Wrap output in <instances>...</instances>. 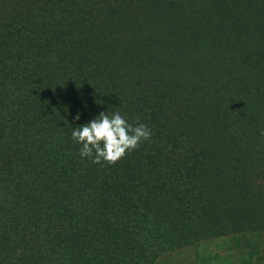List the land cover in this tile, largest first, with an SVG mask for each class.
I'll list each match as a JSON object with an SVG mask.
<instances>
[{"label":"trees","instance_id":"obj_1","mask_svg":"<svg viewBox=\"0 0 264 264\" xmlns=\"http://www.w3.org/2000/svg\"><path fill=\"white\" fill-rule=\"evenodd\" d=\"M100 112L152 135L82 159L72 132ZM246 232L264 235V0H0V264H169Z\"/></svg>","mask_w":264,"mask_h":264},{"label":"clouds","instance_id":"obj_2","mask_svg":"<svg viewBox=\"0 0 264 264\" xmlns=\"http://www.w3.org/2000/svg\"><path fill=\"white\" fill-rule=\"evenodd\" d=\"M75 120L80 119L77 114ZM139 118H137V121ZM151 129L143 123L133 126L119 113L109 115L100 112L91 121L76 127L72 132L73 141L82 145L79 155L90 158L92 163L116 164L130 151L139 148L142 141L150 139Z\"/></svg>","mask_w":264,"mask_h":264},{"label":"rangeland","instance_id":"obj_3","mask_svg":"<svg viewBox=\"0 0 264 264\" xmlns=\"http://www.w3.org/2000/svg\"><path fill=\"white\" fill-rule=\"evenodd\" d=\"M169 264H264V235L240 233L178 251Z\"/></svg>","mask_w":264,"mask_h":264}]
</instances>
